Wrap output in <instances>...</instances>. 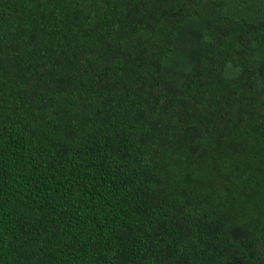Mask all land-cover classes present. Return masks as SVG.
Wrapping results in <instances>:
<instances>
[{"label": "trees", "instance_id": "obj_1", "mask_svg": "<svg viewBox=\"0 0 264 264\" xmlns=\"http://www.w3.org/2000/svg\"><path fill=\"white\" fill-rule=\"evenodd\" d=\"M0 264H264V0H0Z\"/></svg>", "mask_w": 264, "mask_h": 264}]
</instances>
